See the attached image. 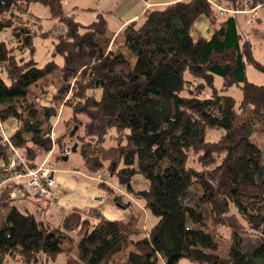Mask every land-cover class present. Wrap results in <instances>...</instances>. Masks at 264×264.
Wrapping results in <instances>:
<instances>
[{
    "label": "trees",
    "instance_id": "16d2710c",
    "mask_svg": "<svg viewBox=\"0 0 264 264\" xmlns=\"http://www.w3.org/2000/svg\"><path fill=\"white\" fill-rule=\"evenodd\" d=\"M65 1L0 0V36L10 35L9 41L0 37V119L16 120L10 141L30 168H38L39 157L53 149V120L60 114L39 98L60 70L54 103L69 107L72 116L54 140V153L64 160L67 147L78 144L87 172L108 175L99 187L132 206L110 186L111 177L143 207L123 222L101 219L96 210L87 216L72 211L53 226L20 209L17 200L35 197L10 182L0 189V264L55 262L61 255L66 264H112L130 245L123 264H264V153L250 139L264 130V85L247 77L249 65L264 73V63L237 20V13L264 0H224L227 11L210 0L155 6L143 23L132 21L117 35L108 31L104 13L84 25L65 11ZM34 3L65 26L53 49L62 65L24 57L35 52L32 25L41 20L30 11ZM203 16L214 32L195 39L193 25ZM215 75L224 88H241L238 106L219 94ZM112 132L116 145L104 146ZM11 159L9 145L1 143L0 181ZM193 159L199 168L189 165ZM137 177L146 187L134 184ZM144 210L158 222L142 236ZM238 216L258 235L256 245H246ZM223 227L229 229L227 257L218 254L217 229Z\"/></svg>",
    "mask_w": 264,
    "mask_h": 264
},
{
    "label": "rangeland",
    "instance_id": "374dc122",
    "mask_svg": "<svg viewBox=\"0 0 264 264\" xmlns=\"http://www.w3.org/2000/svg\"><path fill=\"white\" fill-rule=\"evenodd\" d=\"M149 0H146L148 2ZM224 3V0H221ZM146 5L145 2L141 0H66L64 2V8L65 11L72 15L78 22L89 25L93 21H95L98 18L99 13H104L105 18L108 21V31L110 33H114L119 25H121L122 21H124L126 18H128L130 15L134 13H138V8L140 6ZM30 11L33 12L37 17H39L41 20L38 22V24L32 25L33 31H34V47L35 52L34 54H31L30 51H27L24 54V57L26 59H29L33 57L40 65H44L50 60H55L58 64H63V59L60 56L53 57V49L54 45L57 42V37L62 35L65 31L64 24L59 20L52 18L51 13L47 7L44 5H41L40 3H34L30 6ZM140 13V12H139ZM145 14H140L138 16V24L143 23L145 20ZM237 20L238 25L240 28V31L249 39L253 46V52L255 58L260 61L261 63H264V6L259 7L257 10L254 11H243L237 13ZM202 21H199V19L194 23L193 25V32L199 33L201 36L208 37L207 30L204 29V26L201 23ZM9 31L2 32L1 33V39L9 41ZM247 77L250 82H253L258 85H264V73L256 70L253 66L249 65L247 67ZM186 78L190 81H192L194 84L198 83L197 79H194L192 76H190L188 73L186 74ZM45 83H48L49 86L47 90L50 88L49 93L48 91L43 95L42 102L44 104H51L53 102L54 104V95H55V89L57 86L61 83V71L57 70L55 73L51 74L48 79L45 81ZM214 87L217 89L219 94L222 95H228L232 96L237 101V106L240 104L242 100V90L239 86H232L230 88H224L223 87V78L221 76L215 75L214 76ZM211 88L208 87L204 90V97L210 95ZM42 103V104H43ZM57 103V102H56ZM58 104V103H57ZM57 106V105H56ZM60 114L57 117V119L53 120V124H56L55 128L53 129L52 133V145L53 149L48 154L50 156L55 151V138L61 137L65 132L66 126L65 122L72 116V110L69 107H63L59 106ZM16 120L12 119L7 121L3 124L4 130L7 136H11L16 131ZM79 135H83V127L79 130ZM217 136V133H214L211 135V137L215 138ZM115 132H112L104 141V146H114L116 145V141L114 139ZM251 141L259 146H261L263 153H264V130L257 129V131L254 132V134L251 136ZM72 151V147H70ZM70 155V154H69ZM48 156L42 157L40 156L38 159V162H43L45 159L47 160V163H49V166H51L53 169H56L58 165L62 163V159L58 158L57 154L54 153L51 158ZM43 160V161H42ZM69 166H75L80 171H85V165L82 157L79 155V153H73L70 156L69 160ZM189 165L194 166L196 168H199L197 162L195 159L191 160ZM113 183H116L115 179H111ZM134 184L138 187H146V184L142 177H137L134 181ZM41 200V199H40ZM20 200H17V203H19ZM19 205V204H18ZM130 214L137 213V210L139 209V206L136 204H133L129 207ZM232 213H236V209H232ZM145 214H147L145 212ZM239 217V216H238ZM43 219H47L52 223L54 226H58V223L56 222V218H50L49 216H42ZM150 221L146 224H143V231L142 236L148 231L153 225H155L158 222V218L150 216ZM240 218V217H239ZM241 222L244 224L246 229V245L248 247H252L256 245L257 243V237L258 235L249 230L247 224L240 218ZM141 234V233H140ZM135 237L134 239L139 238ZM217 241L219 243V250L218 254L222 257H227V250L229 247V229L223 227L220 229H217ZM133 246L130 245L128 247H125L120 253H118L114 259L112 264H123L126 258V254L132 250ZM11 264V262H10ZM16 264V263H13ZM40 264H64V256L61 255L59 259L56 262H49V263H40ZM182 264H195L191 263L189 261H183Z\"/></svg>",
    "mask_w": 264,
    "mask_h": 264
},
{
    "label": "crops",
    "instance_id": "0c3cea01",
    "mask_svg": "<svg viewBox=\"0 0 264 264\" xmlns=\"http://www.w3.org/2000/svg\"><path fill=\"white\" fill-rule=\"evenodd\" d=\"M141 1L145 2L146 5L140 6L138 8V13H134L130 15L128 18L122 21L121 25H119L118 29L114 32L116 35L128 23L132 21H137L138 16H140V14H146L151 8L155 6H163L181 0H149L148 2H146V0H141ZM210 1L213 2L214 4H219L225 9V11L228 10L225 4L221 0H210ZM254 10H246V11H254ZM199 21H202L201 23L204 26V29L207 30L206 32L208 33V37H204L197 32H193L194 38L195 39L199 37L210 38L214 32L211 22L204 16L200 17ZM49 90L50 88L47 90L48 93ZM43 97L44 96H41L39 98V103L41 105H47V106L52 105L59 109L60 104L57 103L53 104V102H51V104H44L42 102ZM69 148L70 147H67V149ZM73 153L76 152H71L70 155H67L65 159L62 160V163L58 165L56 169H54L56 171V189L60 194V200L56 203H50L40 200L39 198L26 199L17 203L19 204L18 206L20 207V209L22 210L26 207L29 210H31L33 213L38 214L40 218H42V216H44L45 214L50 218H56V222L58 223V226L61 225L63 218L72 211H79L82 212L85 216H87L88 211L96 210L100 214L101 219L114 221V222L126 221L131 215L129 209L131 205H129L127 201L125 205L116 203L115 196L110 195L106 190L99 187L98 186L99 182L92 178L93 175L88 173L86 168L85 171H80L75 166L72 165L69 166L68 164H69L70 156ZM52 155L53 154L48 156V160L49 157L51 158ZM41 163L42 162H40V164ZM108 183L110 184V186H112V188H114V190L117 193L125 195L127 199L132 200L133 203L138 205L140 208L143 207L140 202L134 201L131 197H129L128 194H126L123 191V189L118 187L117 182L113 183L112 180H109ZM145 212L146 211L144 210V224L149 222L151 219L149 214L147 212H146L147 214H145ZM45 220L48 221L47 219ZM92 220L93 222L98 221L97 219H92ZM10 262L11 264L14 263L12 261H8L6 262V264H10ZM43 263H49V262H43ZM64 264H66L65 257H64Z\"/></svg>",
    "mask_w": 264,
    "mask_h": 264
},
{
    "label": "built area",
    "instance_id": "2783aa9c",
    "mask_svg": "<svg viewBox=\"0 0 264 264\" xmlns=\"http://www.w3.org/2000/svg\"><path fill=\"white\" fill-rule=\"evenodd\" d=\"M220 11H225L220 5L215 4ZM4 74L0 71V75ZM3 122L0 119V144L6 143L9 145V150L12 159L8 164H3V179L0 181V189L5 187L10 182H17L22 185L24 190L30 196L39 198L43 201L56 203L60 200V194L56 189V171L49 166L45 159L38 168L32 169L24 161L18 149L11 143L10 137L6 135ZM57 122L53 125L55 128ZM71 154V149H66L65 155ZM92 178L96 181H107L108 175L101 173L93 175ZM19 190L12 192L11 197L16 198Z\"/></svg>",
    "mask_w": 264,
    "mask_h": 264
},
{
    "label": "water",
    "instance_id": "95a60500",
    "mask_svg": "<svg viewBox=\"0 0 264 264\" xmlns=\"http://www.w3.org/2000/svg\"><path fill=\"white\" fill-rule=\"evenodd\" d=\"M78 127H75L74 130H73V134L77 131ZM78 150V144H75L72 148V151L71 152H77Z\"/></svg>",
    "mask_w": 264,
    "mask_h": 264
}]
</instances>
